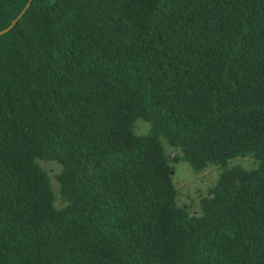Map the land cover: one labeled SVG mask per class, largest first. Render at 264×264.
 <instances>
[{
  "label": "trees",
  "instance_id": "obj_1",
  "mask_svg": "<svg viewBox=\"0 0 264 264\" xmlns=\"http://www.w3.org/2000/svg\"><path fill=\"white\" fill-rule=\"evenodd\" d=\"M0 264H264V0H0Z\"/></svg>",
  "mask_w": 264,
  "mask_h": 264
},
{
  "label": "rangeland",
  "instance_id": "obj_2",
  "mask_svg": "<svg viewBox=\"0 0 264 264\" xmlns=\"http://www.w3.org/2000/svg\"><path fill=\"white\" fill-rule=\"evenodd\" d=\"M141 126V130H145L146 125L141 124ZM190 170L191 169H189L188 166H182L179 170L174 172V175L177 179H180L178 182L180 186L187 187H184V190L188 192V194L191 196L190 198H197L207 191L218 171L215 169V167L207 168L203 172L199 173L195 171L192 172ZM182 175H186V178L183 180H181Z\"/></svg>",
  "mask_w": 264,
  "mask_h": 264
}]
</instances>
